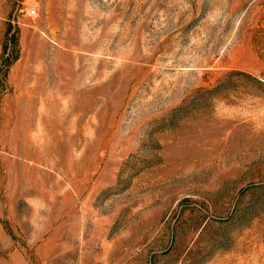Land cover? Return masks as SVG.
I'll list each match as a JSON object with an SVG mask.
<instances>
[{
	"label": "rangeland",
	"instance_id": "374dc122",
	"mask_svg": "<svg viewBox=\"0 0 264 264\" xmlns=\"http://www.w3.org/2000/svg\"><path fill=\"white\" fill-rule=\"evenodd\" d=\"M0 264H264V0H0Z\"/></svg>",
	"mask_w": 264,
	"mask_h": 264
},
{
	"label": "trees",
	"instance_id": "16d2710c",
	"mask_svg": "<svg viewBox=\"0 0 264 264\" xmlns=\"http://www.w3.org/2000/svg\"><path fill=\"white\" fill-rule=\"evenodd\" d=\"M12 41L15 43V36L14 35H13ZM5 52H6V48H5Z\"/></svg>",
	"mask_w": 264,
	"mask_h": 264
},
{
	"label": "built area",
	"instance_id": "2783aa9c",
	"mask_svg": "<svg viewBox=\"0 0 264 264\" xmlns=\"http://www.w3.org/2000/svg\"><path fill=\"white\" fill-rule=\"evenodd\" d=\"M29 12H30V13H34V10L32 9V10H30Z\"/></svg>",
	"mask_w": 264,
	"mask_h": 264
}]
</instances>
